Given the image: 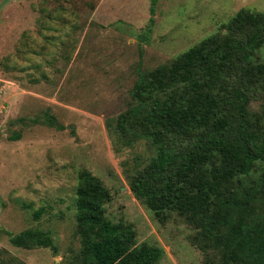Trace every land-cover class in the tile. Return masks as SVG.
I'll use <instances>...</instances> for the list:
<instances>
[{
  "label": "rangeland",
  "instance_id": "374dc122",
  "mask_svg": "<svg viewBox=\"0 0 264 264\" xmlns=\"http://www.w3.org/2000/svg\"><path fill=\"white\" fill-rule=\"evenodd\" d=\"M242 8L262 12L264 0H157L152 16L149 0H0V264H61L77 250L82 169L110 191L107 219L163 250L157 264H203L193 230L174 214L158 223L129 190L126 164L144 144L116 152L105 124L126 110L139 67L169 62ZM44 112L64 130L17 121ZM28 228L50 233L57 255L12 247L7 233Z\"/></svg>",
  "mask_w": 264,
  "mask_h": 264
},
{
  "label": "trees",
  "instance_id": "16d2710c",
  "mask_svg": "<svg viewBox=\"0 0 264 264\" xmlns=\"http://www.w3.org/2000/svg\"><path fill=\"white\" fill-rule=\"evenodd\" d=\"M17 121L64 130L48 112ZM105 126L118 153L144 144L146 156L125 163L129 190L158 223L182 219L203 264H264V11L242 8L169 62L139 67L126 110ZM76 181L79 247L61 264L160 261L163 250L138 244L131 224L107 219L112 195L99 179L82 169ZM7 235L17 249L58 253L48 232Z\"/></svg>",
  "mask_w": 264,
  "mask_h": 264
}]
</instances>
